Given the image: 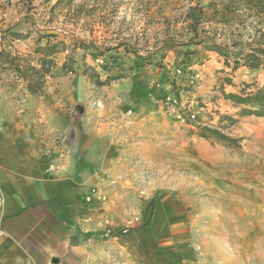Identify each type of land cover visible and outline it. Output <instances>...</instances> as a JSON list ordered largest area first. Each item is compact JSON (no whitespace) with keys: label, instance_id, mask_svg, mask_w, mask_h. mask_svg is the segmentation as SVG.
I'll return each instance as SVG.
<instances>
[{"label":"rangeland","instance_id":"rangeland-1","mask_svg":"<svg viewBox=\"0 0 264 264\" xmlns=\"http://www.w3.org/2000/svg\"><path fill=\"white\" fill-rule=\"evenodd\" d=\"M54 1L0 0V28L16 23L18 30L30 27L29 37L34 42L36 29L47 34L56 29L85 33L90 42L99 40L102 46L122 44L123 58L117 61L119 64L109 62L110 58L120 57L114 54L90 56L92 62L82 59V64L96 67L102 78L101 67L112 68L113 75L122 73L121 79L146 74L155 79L152 84L160 98L151 103L152 107H143L144 111L153 110L152 113H145L144 119L126 134L131 142L139 143L128 160L130 173L118 176L107 171L102 177L104 181L91 187L105 196L100 199L107 223L120 225L114 234L119 236L131 226L141 225L153 210L168 205L182 213L176 220L182 222L178 227L180 239L169 251L187 249L183 255L172 253L173 263L169 264H264V118H237V109L221 95V89L238 92L249 85L250 91L264 85V67L241 65L231 72L224 65V58L213 51L205 57H194L195 61L190 63L185 62L181 53L175 60L169 55L167 61L173 64L167 62L170 68L165 76V71H159L165 58L163 53L151 57L148 64L157 69L149 73L141 67L131 69L135 64L119 69L122 63L130 64L137 52H151L166 40L194 42L204 32L209 35L206 41L213 38L235 55L249 52L264 46L257 21L244 14L225 20L221 16L222 2L210 0L205 6L206 18L195 31L188 25H178L194 0H166L160 5V12L154 14L150 11L157 8L158 0H74L69 7L57 9L56 18L47 22ZM78 5L83 12L74 15ZM69 8L72 11L66 14ZM80 56L75 57L81 60ZM99 59L101 63L97 62ZM226 78L231 79L230 84ZM89 84L96 89L105 87ZM14 89L11 84L7 90ZM171 104L178 109L180 118L169 110ZM220 114L231 115L237 121L231 125L223 120L219 124ZM197 124L219 127L239 140V148L199 138L195 134ZM83 264L148 263L136 260L119 240L108 236L103 242L91 243L89 258Z\"/></svg>","mask_w":264,"mask_h":264},{"label":"crops","instance_id":"crops-1","mask_svg":"<svg viewBox=\"0 0 264 264\" xmlns=\"http://www.w3.org/2000/svg\"><path fill=\"white\" fill-rule=\"evenodd\" d=\"M165 1L158 0L157 8L150 13L160 12ZM208 1L201 0L204 16ZM184 16L185 12L178 25L189 26ZM52 33L56 36L51 40L63 41L70 48L75 41H82L103 50L111 46L105 54L121 55L122 44L102 46L99 40L90 42L85 33L56 29ZM207 36L204 32L197 41L175 42L177 45L164 51L159 48L161 42L151 52L135 53L131 63H122L119 69L132 67L140 59L137 55L154 57L163 53L165 66L161 63L159 71H165V76L173 64L167 61L169 55L175 60L181 53L190 63L194 57L213 52L204 47L209 42ZM30 38L13 41V48L25 54L34 43ZM201 39L205 42L198 44ZM186 51L191 53L185 56ZM75 53L69 49L55 54L56 67L47 76L40 97L30 96L25 82L12 72L0 74V264H83L89 258L91 243L103 242L108 236L119 240L136 260L160 264V255H166L157 249L171 250L178 244L182 222L176 220L182 213L162 205L153 210L147 232L131 226L118 236L114 233L120 225L107 223L99 193L91 192L92 186L104 181L105 172L123 176L132 170L128 160L139 143L131 142L126 134L145 113H152L143 107L160 101L152 84L155 79L142 74L96 89L80 74L61 72L68 58L74 60V66L82 64V59L75 57L82 51L77 48ZM122 58L109 62L115 64ZM83 62L91 63L92 58L87 55ZM140 67L148 73L157 69L147 63ZM11 84L15 89L7 90ZM52 162L57 163V169L48 172ZM186 250L171 253L183 255Z\"/></svg>","mask_w":264,"mask_h":264},{"label":"trees","instance_id":"trees-1","mask_svg":"<svg viewBox=\"0 0 264 264\" xmlns=\"http://www.w3.org/2000/svg\"><path fill=\"white\" fill-rule=\"evenodd\" d=\"M31 1V0H29ZM49 1V0H48ZM74 0H56L54 4L49 7V17L47 22H52L56 18L57 9L69 7L70 3ZM222 2L221 16L228 20L229 16H240L238 14H244L248 18H253L259 24V32L264 36V0H220ZM210 4V3H209ZM72 11V10H71ZM70 8L66 10V14H69ZM74 15H80L82 6L78 5L73 10ZM189 20V26L197 31V26L204 19L203 6L199 4V0H195L193 4H189L186 7L185 16ZM30 24H33L31 22ZM17 23L6 27L0 28V71L12 72L17 79H21L25 82V89L27 93L32 97H40L45 91L46 78L51 74L56 67L55 54L59 51L71 50L73 53L79 48L82 53L80 58L85 59L87 55L93 58L105 55V51L102 48L92 44L83 43L82 41H75L74 45L70 48V45H65L63 41L51 40L56 35L53 33H45L40 29H36V39L32 49L23 54L19 53L17 49H14L12 42L16 40H25L29 38L32 33L30 27H27L24 31L16 29ZM263 28V30H262ZM262 30V31H261ZM204 39L198 41V44L204 43ZM232 43L231 45H235ZM175 42L166 40L163 41L162 49H171ZM204 47L207 50L214 51L220 57L224 58V65L229 67L231 72L235 71L241 65H246L250 68L264 67V46L255 47L246 53H240L238 55L233 54L227 45L216 43L213 38L205 43ZM191 52L186 51L184 55L187 56ZM238 56V57H236ZM142 61L137 60L135 67L131 69L143 66V63H151L152 59L150 55H137ZM111 61L116 59L110 58ZM158 64L157 62L154 63ZM104 77H101L100 72L94 66L87 64H81L74 66V60L68 58L61 65V72L64 74H80L85 76L88 81L94 86H107L111 82L119 80L124 77L122 73L112 74V68L101 67ZM225 81L230 84L231 79L226 78ZM249 85L240 89L238 92H226L221 89V95L223 99L229 101L231 105L237 109L235 115L238 117L243 116H255L258 118H264V85L256 87L253 90L248 91ZM237 118L220 114L218 123L221 124L223 120H228L232 125L237 121ZM196 136L206 140L216 141L224 146L230 148H239V140L237 138L230 137L223 133L219 127H212L207 125H196ZM145 217V216H144ZM147 217V216H146ZM143 219V223L139 225L142 232H147L151 221V215ZM165 256L162 257V264L173 263V254L166 248L159 247L157 249Z\"/></svg>","mask_w":264,"mask_h":264},{"label":"built area","instance_id":"built-area-1","mask_svg":"<svg viewBox=\"0 0 264 264\" xmlns=\"http://www.w3.org/2000/svg\"><path fill=\"white\" fill-rule=\"evenodd\" d=\"M97 62L101 63L102 60L99 59V60H97ZM166 100L169 101V102L172 101L171 103H175V100H170L169 98H166ZM169 110L172 111V112H174V113L176 114L177 118H180L179 111H178V109H175L174 104H173V105H172V104L170 105ZM169 110H168V111H169ZM191 118H194V115H191ZM52 139H53V138H52ZM53 141L55 142V141H57V140H56V139H53ZM56 169H57V163H55V162H52V163L49 164V166L47 167V171H48V172H54ZM96 190H97L96 188H92V189H91V192H92V193H97ZM99 195H100V194H99ZM104 197H105V196H101V195H100V198H101V199H104ZM135 220H137V218H135Z\"/></svg>","mask_w":264,"mask_h":264}]
</instances>
